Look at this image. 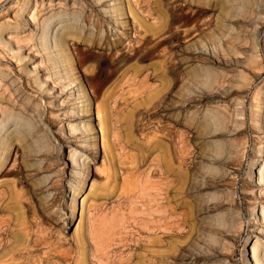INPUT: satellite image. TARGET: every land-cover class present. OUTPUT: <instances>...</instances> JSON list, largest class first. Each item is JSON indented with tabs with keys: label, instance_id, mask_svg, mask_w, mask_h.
I'll list each match as a JSON object with an SVG mask.
<instances>
[{
	"label": "rangeland",
	"instance_id": "374dc122",
	"mask_svg": "<svg viewBox=\"0 0 264 264\" xmlns=\"http://www.w3.org/2000/svg\"><path fill=\"white\" fill-rule=\"evenodd\" d=\"M129 3L0 0V264H264V0Z\"/></svg>",
	"mask_w": 264,
	"mask_h": 264
},
{
	"label": "bare ground",
	"instance_id": "6f19581e",
	"mask_svg": "<svg viewBox=\"0 0 264 264\" xmlns=\"http://www.w3.org/2000/svg\"><path fill=\"white\" fill-rule=\"evenodd\" d=\"M128 1V4H129V9H130V11H131V7H130V3H129V0H127ZM120 7V6H119ZM121 8V7H120ZM119 9V8H118ZM117 9V10H118ZM114 10V9H113ZM119 10H121V9H119ZM116 12V11H115ZM114 12V13H115ZM119 13H122V11L121 12H119ZM98 116H100V113H99V111H98ZM101 119V118H100ZM100 119H99V123H100V127H101V129H102V134H103V144H105L106 142H105V137L106 136H104V134H105V130H104V128H103V121L102 122H100ZM82 125L85 127V129L87 130V132H88V134L90 135L91 134V132L94 130V128L92 127V125H91V120L90 121H83V123H82ZM72 128L74 129V128H77V125H73L72 126ZM84 151V150H83ZM75 152V151H74ZM79 152V151H78ZM75 155H77V154H75ZM79 155V154H78ZM84 155V154H83ZM81 157H83V156H81ZM84 157H86V156H84ZM83 157V158H84ZM80 159V158H79ZM82 160V159H81ZM85 160V159H84ZM73 199H75V198H73Z\"/></svg>",
	"mask_w": 264,
	"mask_h": 264
}]
</instances>
